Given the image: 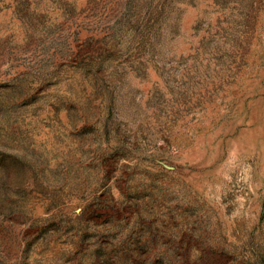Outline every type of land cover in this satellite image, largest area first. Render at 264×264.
I'll return each mask as SVG.
<instances>
[{
	"label": "rangeland",
	"instance_id": "obj_1",
	"mask_svg": "<svg viewBox=\"0 0 264 264\" xmlns=\"http://www.w3.org/2000/svg\"><path fill=\"white\" fill-rule=\"evenodd\" d=\"M0 264H264V0H0Z\"/></svg>",
	"mask_w": 264,
	"mask_h": 264
}]
</instances>
